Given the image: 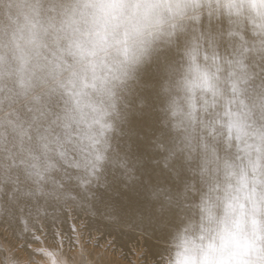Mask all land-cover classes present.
<instances>
[{
    "label": "clouds",
    "instance_id": "9594fccd",
    "mask_svg": "<svg viewBox=\"0 0 264 264\" xmlns=\"http://www.w3.org/2000/svg\"><path fill=\"white\" fill-rule=\"evenodd\" d=\"M94 76L114 95L83 90L112 124L91 189L156 241L146 264H264V0H0V210L91 152ZM82 206L0 211L22 237L0 264H71L50 235Z\"/></svg>",
    "mask_w": 264,
    "mask_h": 264
},
{
    "label": "snow or ice",
    "instance_id": "6c2138e0",
    "mask_svg": "<svg viewBox=\"0 0 264 264\" xmlns=\"http://www.w3.org/2000/svg\"><path fill=\"white\" fill-rule=\"evenodd\" d=\"M87 54L89 56L96 55L94 51ZM88 63L92 70L95 71V61L89 60ZM98 79L100 80L101 90L106 92L107 95L113 96L112 89L106 88V81L99 76H94L91 81L82 80L81 90L77 93L81 109L87 108L93 113V118L86 125L90 130L95 129L88 137L92 146L91 152L82 159H69L67 162L69 170L63 177L57 173L37 170L31 187H19L20 181L17 180L18 186L13 192L12 187L6 185L7 192H12L13 195L11 199L7 195L5 196L7 207L0 211L12 215L10 209L14 208L16 203L21 202L23 199L78 201L81 205L90 203V199H95L97 194L92 192L91 185L93 181L100 178L101 170L104 169L106 161L109 159V141L107 136L112 130V124L107 120L109 115L107 109L97 105L90 98H84L88 97L89 94L83 90L86 88L95 90L97 88L96 80ZM111 106L115 108L114 103ZM60 155L64 156L65 154L61 152ZM105 195L106 193L101 194V197ZM19 222L23 223L25 228H27L26 220H20Z\"/></svg>",
    "mask_w": 264,
    "mask_h": 264
},
{
    "label": "bare ground",
    "instance_id": "6f19581e",
    "mask_svg": "<svg viewBox=\"0 0 264 264\" xmlns=\"http://www.w3.org/2000/svg\"><path fill=\"white\" fill-rule=\"evenodd\" d=\"M90 201L82 207L73 209L77 214L85 216L89 228L99 230L106 238H114L111 247L116 249L118 253H121L119 251L121 249L123 253L120 256L130 254L134 259L131 260V264H146L149 257L156 252V241L150 238L126 214L123 212L120 214L113 213L110 208L106 207L105 197L100 196L99 199H90ZM0 227L2 228L0 241L5 240L8 242L5 243L15 246V242L22 239L11 223L0 221ZM8 237L13 239L8 240ZM64 243L71 264H120L117 262L120 256L114 259L111 256L108 257L109 255L106 256L107 254L105 255L92 246L93 241L86 244L79 239H69Z\"/></svg>",
    "mask_w": 264,
    "mask_h": 264
},
{
    "label": "rangeland",
    "instance_id": "374dc122",
    "mask_svg": "<svg viewBox=\"0 0 264 264\" xmlns=\"http://www.w3.org/2000/svg\"><path fill=\"white\" fill-rule=\"evenodd\" d=\"M58 228H59V236L56 235L54 230L51 233L50 238L62 239L63 243L64 241H67L69 239L71 240L79 239L86 244H89L88 243L89 241H93L92 246L96 250L103 252L105 255L107 254L106 256L109 255L108 257L111 256L112 259L118 258V256H120V254L123 253L121 249L119 250L121 251V253H118L116 249L111 247L113 244L112 239L114 238L112 239H110L109 237L106 238V236H103V234L99 230H94L89 228V223L88 220L85 218V216L77 214V212L74 209H72L70 213H64V219L61 221ZM0 231H2L1 227H0ZM12 239L13 238L8 237V240H12ZM3 241L7 242L5 240ZM131 260L134 259L131 257L130 254H128V255L120 256L117 262L120 264H131Z\"/></svg>",
    "mask_w": 264,
    "mask_h": 264
}]
</instances>
